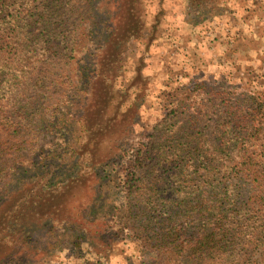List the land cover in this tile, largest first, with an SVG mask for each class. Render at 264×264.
Segmentation results:
<instances>
[{"label":"trees","instance_id":"16d2710c","mask_svg":"<svg viewBox=\"0 0 264 264\" xmlns=\"http://www.w3.org/2000/svg\"><path fill=\"white\" fill-rule=\"evenodd\" d=\"M143 2L0 0V264H35L45 229L72 231L84 264L109 261L81 216L96 175L86 170L126 152L140 103L119 79L144 36ZM195 2L202 13L210 0ZM209 112L173 101L114 169L122 195L103 218L147 254L144 264H264V100L223 95ZM75 124L79 170L68 174L49 164L65 158L56 146L70 147ZM40 130L54 135L47 155Z\"/></svg>","mask_w":264,"mask_h":264},{"label":"rangeland","instance_id":"374dc122","mask_svg":"<svg viewBox=\"0 0 264 264\" xmlns=\"http://www.w3.org/2000/svg\"><path fill=\"white\" fill-rule=\"evenodd\" d=\"M196 2H143L144 36L131 41L119 79L131 99L137 97L140 103L126 141L120 143V147L126 144V152L109 164L86 170L96 175L88 177L94 190L84 200L81 216L110 246L107 264H144L148 259L127 234L115 235L103 215L113 210L110 206L122 195L115 167L121 168L130 153L150 139L153 127L169 112L173 101H186L192 112L212 113L219 96L247 94L264 100V0H210L201 7L205 8L202 13ZM41 132L37 138L47 155V143L54 135ZM82 138L80 124H75L68 137L70 147L62 150L56 146L65 158H56L49 166L60 165L57 169L66 167V173H76L79 155L75 156V145H81ZM75 239L72 231L45 229L34 239L44 251L30 259L35 264H84L72 250ZM257 253L264 258V247Z\"/></svg>","mask_w":264,"mask_h":264}]
</instances>
